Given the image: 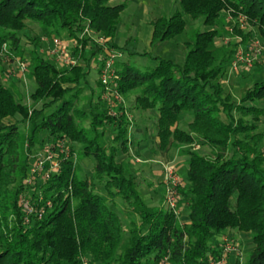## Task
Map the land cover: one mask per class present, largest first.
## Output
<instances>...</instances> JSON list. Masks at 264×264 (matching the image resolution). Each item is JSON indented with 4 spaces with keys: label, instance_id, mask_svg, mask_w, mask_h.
<instances>
[{
    "label": "trees",
    "instance_id": "1",
    "mask_svg": "<svg viewBox=\"0 0 264 264\" xmlns=\"http://www.w3.org/2000/svg\"><path fill=\"white\" fill-rule=\"evenodd\" d=\"M113 1L0 0V51L8 46L11 55L23 59L20 32L33 23L49 36L65 30L75 41L71 55L77 61L91 41L86 32L103 40L99 52L119 54L125 45L120 48L113 39L127 4ZM177 6L170 16L150 23L151 44L179 35L185 16L209 28L185 43L182 65L145 52L140 56L153 66L140 71L122 53L123 60L111 64V70L117 96L137 92L134 109L156 112L154 132L161 148L170 142L209 150L210 156L185 152L186 175L177 192L187 204L188 221L180 225L162 205L150 209L133 177L117 162V153H128L130 143L126 116L100 109L94 91L89 111L78 108L88 74L84 67L75 62L57 68L31 50L34 90L29 99L42 105L28 108L4 84L0 56V264H211L220 258L222 245L211 241L226 231L249 233L252 249L244 264H264V81L250 84L233 101L219 82L230 53L217 62L219 33L212 29L228 11L264 35V0H177ZM104 65L100 61L99 75ZM95 87L103 90L100 78ZM182 114L191 117L186 129L179 126ZM16 117L30 124L25 137L17 121H5ZM109 127L115 134L102 146ZM23 140L28 150L37 143L42 150L62 142L66 148L56 155L57 170L46 180L33 177L27 186ZM73 146L93 160L91 177L76 176ZM98 185L103 193L96 192ZM21 195L33 207L28 217L19 205ZM107 201L123 202L128 210L120 216Z\"/></svg>",
    "mask_w": 264,
    "mask_h": 264
},
{
    "label": "rangeland",
    "instance_id": "2",
    "mask_svg": "<svg viewBox=\"0 0 264 264\" xmlns=\"http://www.w3.org/2000/svg\"><path fill=\"white\" fill-rule=\"evenodd\" d=\"M123 1L127 5L120 13V24L113 43L120 48L125 45V51L121 52L118 50L119 54L123 53L124 59L128 60L131 66L140 71H144L153 66L152 60L140 56L145 52H150L152 57H159L182 65L186 53L185 43L193 41L196 31L209 29L203 26L200 21L194 22L189 16H185V27L179 35L172 40L151 44V27L144 24L142 19L138 17L139 6H143L142 14L145 15L144 18L156 20L161 16H170L178 8L177 0H114L113 2L119 3ZM121 23L123 26H121ZM212 29H216L219 33L215 41L217 62L221 60L223 55L230 53L229 60L225 64L224 75L219 80L220 85L225 93L231 96L233 101L238 102L247 86L254 82L264 81V35L262 30L257 26L251 25L246 19L228 11H223L220 14L219 19ZM85 35L89 36L91 41L88 44L89 47L84 50L83 59L77 61L71 55V50L76 46L75 41L68 37L65 30H58V33H53V35L49 36L38 25L27 23L25 28L20 32L24 58L20 59L18 56L11 55L8 51L12 50H9L8 46L5 45L0 51L4 84L13 93L16 100L28 108L34 107L39 109L42 102L33 103L29 99L30 94L34 90L33 77L28 63L30 51L34 50L37 55L42 56L57 68H65L69 64H65L64 59L58 57L59 55L56 56L51 49L52 41L57 40L60 43L61 50L64 51V55L66 54L71 60L79 63L88 71L86 82L81 84L83 93L77 104L78 108L89 111V100L94 91V99H97L98 94L101 98V101H99V105H101L100 109H106L113 116H118V114L123 113L128 119L130 124L128 128V138L130 139L128 153L118 152L116 160L124 165L126 174L133 177L137 189L144 198L146 205L150 209L157 208L158 206L162 207L165 189L168 185L171 187L170 179L172 178L173 180L176 178L178 214L174 216L180 225L186 223L188 221L187 204L181 201V197L177 192L178 187L184 185V177L182 176H184L185 169L187 168L185 152L192 150L199 154L210 156L209 150L197 144L180 147L173 144L170 145V142L164 149L161 148L159 138L154 132L155 123H152L154 121L153 113L134 109V99L137 92L130 93L125 97L116 95L114 92L115 82H113L114 73L109 84L103 85V90L97 89L95 87V81L99 78L97 70L100 68V61H104L105 63L110 62L113 65L121 62L123 58L119 54L111 53L107 49L103 50L104 52H99L100 50L98 49L100 46L101 48L104 46L102 44L103 40H101L98 34L86 32ZM238 52L242 53V62L238 64L236 69H233L232 62L235 60ZM109 53L114 54L115 57L111 58L108 56ZM20 63H25L26 65V70L22 73L19 70ZM112 72L114 70H111L109 74H112ZM256 105L260 106L259 103ZM262 106L264 107V105ZM119 107H122L121 112L117 110ZM190 119L189 114L180 115L179 126L186 129V125L190 122ZM5 121L10 124L17 121L23 137L29 132V122L22 121L20 117ZM144 125L146 128L143 127ZM139 128L143 129L140 133L136 131ZM114 134L112 128H107L105 136L101 140V145L105 146ZM139 135L141 138H143V135L147 137L146 139L144 138L146 143L143 142V139L139 138ZM152 138L153 141L151 140ZM47 145L44 147H47ZM260 147L264 152V139ZM21 154L28 159L29 171L31 169L30 167L34 165V162L36 161L37 163V159H43L45 152L39 147L38 143L28 150V144L23 140ZM50 154L53 155V159L45 162L47 166L51 165L49 161L52 163L55 162V152L51 151ZM73 155L76 176L86 179L91 177L93 160L91 158H84L78 146H73ZM175 161L177 162L176 165H174ZM179 162L181 163L180 167L183 168L179 171L180 173L176 167L179 166ZM170 172L171 177L168 175ZM23 184L25 186L30 185L25 179L23 180ZM96 192L103 193L101 185L97 186ZM107 204L120 216H123L126 210H128L126 205L120 201L116 203L107 201ZM223 238L225 247L226 242L232 241L234 243V250L232 249L223 253V264H244L248 252L252 249L250 234L247 232L226 231L223 235L215 236L211 243L215 245L217 242H222ZM224 246H220L221 249ZM84 264L88 263L84 262Z\"/></svg>",
    "mask_w": 264,
    "mask_h": 264
},
{
    "label": "built area",
    "instance_id": "3",
    "mask_svg": "<svg viewBox=\"0 0 264 264\" xmlns=\"http://www.w3.org/2000/svg\"><path fill=\"white\" fill-rule=\"evenodd\" d=\"M51 49H52V52L56 54V56L59 55L58 57H61V59H64L65 64H71V65L75 64V61L71 60L66 54L64 55V51L61 50L60 43L57 40L52 41ZM108 56H110L111 58L115 57L114 54H110V53L108 54ZM119 56H120V54H119ZM240 62H242V53L238 52L235 60L232 62V68L236 69ZM25 66H26L25 63L19 64V70L21 73L26 70ZM104 67L105 68L100 73L99 78H100L103 85L104 84L107 85V84H109L111 77H112L114 72H112V74H109L111 72V63L110 62H108V63L106 62ZM63 148H65V143H63V142L60 143L58 147L50 146V147L45 148L43 150L45 152V154L43 155V159H37V163L35 161L34 165H32L30 167L31 168V169H29L30 177L28 179H26V182L28 184H30L31 180L35 176L42 177L43 179L46 180L49 177L50 172L57 170L58 163L56 160V158H57L56 155H58V154L61 155L62 153H65L66 148L65 149H63ZM51 151L55 152V154H54L55 162L52 163L51 161H49V163H51V165L47 166V164L45 162H47V160L53 159V155L50 154ZM43 163H45V164L43 165ZM168 175H169V177H171V172ZM170 181H171V187H169V185H168L165 189L162 206L166 210L172 212L176 216L178 214V211H177V202H178L177 199L178 198L176 195L177 179L175 178L172 180V178H171ZM19 205L22 207V209L24 211V215L26 217L30 216L33 213V207L30 205L29 200L24 195L20 196ZM224 243L225 242H224V238H223L221 247L224 246ZM226 243H227L226 247L224 246L223 247L224 249L223 248L221 249L220 258L214 262H211V264H223V255H224L223 253L228 252L232 249L234 250V243L232 241H229Z\"/></svg>",
    "mask_w": 264,
    "mask_h": 264
},
{
    "label": "crops",
    "instance_id": "4",
    "mask_svg": "<svg viewBox=\"0 0 264 264\" xmlns=\"http://www.w3.org/2000/svg\"><path fill=\"white\" fill-rule=\"evenodd\" d=\"M142 11H143V6L142 5H140L139 6V13H138V17H140L141 19H142V21L144 22V24H147L148 26H150L151 27V25H150V23L153 21V19H150V18H144L145 17V15L144 14H142ZM155 20V19H154ZM121 26H123V24L121 23ZM151 35H152V27H151ZM261 104L262 105H264V102H261ZM145 112H152L153 113V115H154V118H153V120L154 121H152V123H155V120H156V118H157V114H156V112L154 111V110H148V111H145ZM147 122V121H146ZM143 127H145L146 128V126L144 125ZM142 130L143 129H136V131L137 132H142ZM143 138H141V136L139 135V138H141V139H143V142H145L146 143V141H144V138L146 139L147 137L146 136H142ZM155 139V138H154ZM152 141H153V138L151 139ZM129 142H130V139H129ZM142 152V151H141ZM140 152V153H141ZM174 160V159H173ZM177 164V162L175 161V163H174V165H176ZM180 165H181V163L179 162V166H176L177 167V169H178V172L179 171H181L183 168L182 167H180ZM180 173V172H179ZM185 175H186V169H185V172H184V176H182V177H185Z\"/></svg>",
    "mask_w": 264,
    "mask_h": 264
}]
</instances>
